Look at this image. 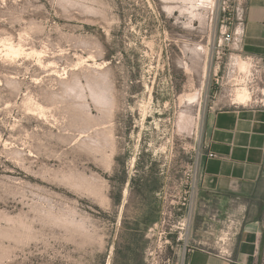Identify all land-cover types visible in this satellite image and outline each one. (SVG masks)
<instances>
[{
	"label": "rangeland",
	"instance_id": "374dc122",
	"mask_svg": "<svg viewBox=\"0 0 264 264\" xmlns=\"http://www.w3.org/2000/svg\"><path fill=\"white\" fill-rule=\"evenodd\" d=\"M218 7L0 0V264H185L236 60Z\"/></svg>",
	"mask_w": 264,
	"mask_h": 264
},
{
	"label": "crops",
	"instance_id": "0c3cea01",
	"mask_svg": "<svg viewBox=\"0 0 264 264\" xmlns=\"http://www.w3.org/2000/svg\"><path fill=\"white\" fill-rule=\"evenodd\" d=\"M246 4L242 54L264 56V0ZM201 145L196 222L185 264H260L264 106L222 103L208 110Z\"/></svg>",
	"mask_w": 264,
	"mask_h": 264
},
{
	"label": "built area",
	"instance_id": "2783aa9c",
	"mask_svg": "<svg viewBox=\"0 0 264 264\" xmlns=\"http://www.w3.org/2000/svg\"><path fill=\"white\" fill-rule=\"evenodd\" d=\"M246 0H219L218 15L219 19L217 33V45L228 47L236 54V60L230 62L229 76L231 75L230 97L227 103L239 104L234 100V93L241 83L247 88L259 80L261 71H264V56H248L242 54V47L246 29ZM238 61L244 62L245 67L241 68ZM252 87V86H251ZM259 88L257 87V90ZM261 95L264 96V86L261 88ZM264 106V97L255 99L251 103ZM191 247L189 248L190 251ZM260 264H264V249Z\"/></svg>",
	"mask_w": 264,
	"mask_h": 264
},
{
	"label": "bare ground",
	"instance_id": "6f19581e",
	"mask_svg": "<svg viewBox=\"0 0 264 264\" xmlns=\"http://www.w3.org/2000/svg\"><path fill=\"white\" fill-rule=\"evenodd\" d=\"M237 63H238V65L241 68H244L245 67V63L244 62L238 61ZM207 76H208V70H207V73L205 74V79L207 78ZM251 96L252 95L249 92V90H247V88L245 86H241L240 88H237L236 92L234 93V100L236 102L240 103V104H243V103H246V102L251 101L252 100V97ZM190 216H191V213H190L189 217Z\"/></svg>",
	"mask_w": 264,
	"mask_h": 264
}]
</instances>
